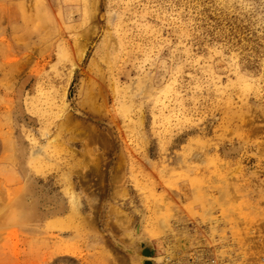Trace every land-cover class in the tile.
<instances>
[{
    "label": "rangeland",
    "instance_id": "374dc122",
    "mask_svg": "<svg viewBox=\"0 0 264 264\" xmlns=\"http://www.w3.org/2000/svg\"><path fill=\"white\" fill-rule=\"evenodd\" d=\"M147 262L264 264V0H0V264Z\"/></svg>",
    "mask_w": 264,
    "mask_h": 264
},
{
    "label": "bare ground",
    "instance_id": "6f19581e",
    "mask_svg": "<svg viewBox=\"0 0 264 264\" xmlns=\"http://www.w3.org/2000/svg\"><path fill=\"white\" fill-rule=\"evenodd\" d=\"M142 239H144V238H142ZM145 240V239H144ZM146 242V241H145ZM179 243V248H180V250H184V251H187L188 250V248H189V243H186L187 241L186 240H184V239H182V238H180L179 239V241H178ZM142 243V242H141ZM142 245H143V243H142ZM146 248V247H145ZM182 248V249H181ZM147 249V248H146ZM145 249V250H146ZM150 252V251H149ZM147 254V253H146ZM148 255V254H147ZM150 256V255H149ZM140 257V256H139ZM144 260V259H143ZM144 262V261H143ZM144 264V263H143ZM146 264H148V263H146ZM150 264H151V262H150Z\"/></svg>",
    "mask_w": 264,
    "mask_h": 264
},
{
    "label": "water",
    "instance_id": "95a60500",
    "mask_svg": "<svg viewBox=\"0 0 264 264\" xmlns=\"http://www.w3.org/2000/svg\"><path fill=\"white\" fill-rule=\"evenodd\" d=\"M148 264H150V262H147Z\"/></svg>",
    "mask_w": 264,
    "mask_h": 264
}]
</instances>
